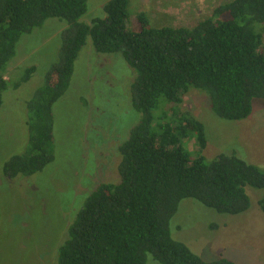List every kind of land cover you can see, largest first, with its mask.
<instances>
[{"label": "trees", "instance_id": "trees-1", "mask_svg": "<svg viewBox=\"0 0 264 264\" xmlns=\"http://www.w3.org/2000/svg\"><path fill=\"white\" fill-rule=\"evenodd\" d=\"M129 7L130 0H111L104 18L87 25L80 20L88 0H0V108L9 89L5 72L21 38L49 19L68 24L44 86L28 102L26 152L5 163L4 176L31 177L56 160L54 106L70 89L90 37L96 57L122 56L136 71L131 99L141 119L119 147L120 182L102 184L89 196L59 249L58 264H147L149 254L161 264H236L204 261L172 237L170 221L185 199L220 214L247 212L246 188L264 190V171L236 155L206 163L205 126L180 106L195 89L210 99L220 119L252 115L254 100L264 99L263 28L256 31L264 25V0L220 4L193 27L156 26L142 12L130 28ZM35 73V66L27 68L16 87ZM161 99L177 108L155 127ZM260 207L264 213V198Z\"/></svg>", "mask_w": 264, "mask_h": 264}, {"label": "rangeland", "instance_id": "rangeland-1", "mask_svg": "<svg viewBox=\"0 0 264 264\" xmlns=\"http://www.w3.org/2000/svg\"><path fill=\"white\" fill-rule=\"evenodd\" d=\"M110 1L88 0V12L80 21L92 25L93 20L104 18L103 8ZM229 1L130 0V28L142 12L156 26L193 27ZM67 27L65 21L49 19L24 35L5 72L9 89L0 108V264L59 263V249L69 239V229L89 196L102 184L120 182L119 147L141 119L131 99L136 71L122 56L96 57L89 37L76 61L70 89L54 106L56 160L31 177L10 181L4 176L5 163L26 152L28 102L44 86L45 75L57 59L60 33ZM261 28L264 42V25H257L256 31ZM32 66L36 73L30 81L16 87ZM184 101L180 109L205 126L208 146L202 155L206 163L222 154L236 155L264 171V99H255L252 115L242 121L220 119L201 91L190 90ZM176 108L161 99L154 111V126L159 117ZM189 148L195 149L192 144ZM246 191L251 207L236 216L220 214L193 199L181 201L170 221L172 237L207 262L264 264L260 207L264 190L247 187ZM147 264L161 263L149 254Z\"/></svg>", "mask_w": 264, "mask_h": 264}]
</instances>
